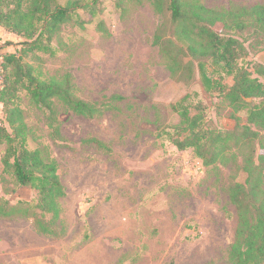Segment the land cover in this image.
I'll return each mask as SVG.
<instances>
[{"label": "rangeland", "instance_id": "rangeland-1", "mask_svg": "<svg viewBox=\"0 0 264 264\" xmlns=\"http://www.w3.org/2000/svg\"><path fill=\"white\" fill-rule=\"evenodd\" d=\"M196 1L227 12L226 22L211 28L242 44L233 64L256 76L253 66L264 62V44L241 8L264 5V0ZM83 2L86 6L76 9L52 39L54 53L33 50L21 60L43 78L67 76L73 95L101 112L85 117L54 100L57 136L46 112L24 90L17 92L28 128L26 147L39 148L56 161L65 192L56 221L63 228L59 235H48L36 231L32 216H0V264H231L228 249L237 213L229 186L244 180L240 168L251 152H264L259 146L264 129L251 142L236 144L231 138L224 155L209 165L192 148H176L163 131L173 132L179 122L171 106L182 96L188 95L191 114L201 106L203 126L213 133L242 129L246 113L235 118L218 92L202 89L196 58L174 35L168 0L162 1L161 12L151 0ZM236 19L243 23L227 26ZM158 30L179 45H169L176 74L153 43ZM22 40L0 27V88L2 53L19 55ZM206 65L208 75L231 84L233 75L226 69L211 60ZM0 125H6L1 103ZM4 150L0 142V204L37 201L33 188L18 185L4 170Z\"/></svg>", "mask_w": 264, "mask_h": 264}, {"label": "trees", "instance_id": "trees-1", "mask_svg": "<svg viewBox=\"0 0 264 264\" xmlns=\"http://www.w3.org/2000/svg\"><path fill=\"white\" fill-rule=\"evenodd\" d=\"M61 1L0 0V27L23 38L19 42V55L2 53L0 103L6 122V125H0V142L5 143L2 163L4 170L12 172L18 185L30 186L38 196L35 202L0 204V216H32L36 231L48 235L62 232L63 227L56 220L61 210L59 199L65 195L64 187L57 174L56 161L39 148L26 147L28 128L17 101V92L24 90L31 103L46 112L47 125L57 136L59 127L56 124L54 100L85 117L101 112L93 103L73 95L67 76L61 80L43 78L39 73H34L30 64L21 60L23 53L33 50L54 53L52 39L58 36L62 25L72 19L76 9L86 6L83 0ZM162 1L151 0L155 11H162ZM185 2L168 0L166 6L175 26L174 35L187 42L186 49L197 60L202 89L205 92H218L231 107L235 118L238 112L246 113L247 124L242 129L213 133L203 126L200 105H196L197 112L191 114L188 95L172 104L171 108L179 117V122L173 127V132L163 133L176 148H192L202 163L209 165L224 155L225 146L231 138L235 139L236 144L251 142L259 137V130L264 129V62L254 64L256 76H252L246 68L235 66L233 55L238 48L243 49L242 44L233 37L219 36L211 28L217 22H226L224 16L227 12L207 8L196 0ZM241 9L250 17V27L264 44V5L255 4ZM242 23L236 19L227 26L235 29ZM153 43L168 57V68L176 74V56L169 45L172 44L176 49L179 45L163 39L159 30L154 33ZM208 60L215 63L216 68L219 66L233 75L231 84L224 82L220 76L208 75ZM259 144L260 149H264V141L260 139ZM251 153L240 168L245 175L244 180L232 183L228 191L229 200L237 213L234 239L228 249L231 264H264V152L260 151L257 155ZM46 214L50 215L48 219H45ZM58 225L61 227L59 231Z\"/></svg>", "mask_w": 264, "mask_h": 264}]
</instances>
